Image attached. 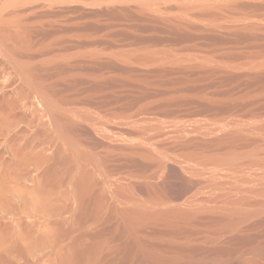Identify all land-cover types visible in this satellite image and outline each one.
Here are the masks:
<instances>
[{
	"label": "rangeland",
	"instance_id": "1",
	"mask_svg": "<svg viewBox=\"0 0 264 264\" xmlns=\"http://www.w3.org/2000/svg\"><path fill=\"white\" fill-rule=\"evenodd\" d=\"M162 1L0 0V264H264V0Z\"/></svg>",
	"mask_w": 264,
	"mask_h": 264
},
{
	"label": "bare ground",
	"instance_id": "2",
	"mask_svg": "<svg viewBox=\"0 0 264 264\" xmlns=\"http://www.w3.org/2000/svg\"><path fill=\"white\" fill-rule=\"evenodd\" d=\"M135 1H138V3H140L142 6H144V5H147V7H149V6H152V5H150L152 2H153V0H135ZM157 1V0H156ZM163 1H165V0H163ZM162 1V2H163ZM187 1V0H186ZM160 5V4H159ZM194 6V5H193ZM145 7V6H144ZM145 9V8H144ZM10 122V121H9ZM4 174V173H3ZM5 181V180H4ZM15 186V185H14ZM3 191V190H2ZM17 192V191H16ZM34 215V214H33ZM29 247V246H28ZM44 258V257H43ZM42 261V260H41Z\"/></svg>",
	"mask_w": 264,
	"mask_h": 264
}]
</instances>
